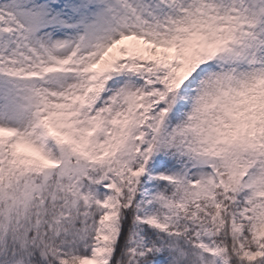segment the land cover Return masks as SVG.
Listing matches in <instances>:
<instances>
[{
	"label": "snow or ice",
	"instance_id": "6c2138e0",
	"mask_svg": "<svg viewBox=\"0 0 264 264\" xmlns=\"http://www.w3.org/2000/svg\"><path fill=\"white\" fill-rule=\"evenodd\" d=\"M0 264H264V0H0Z\"/></svg>",
	"mask_w": 264,
	"mask_h": 264
}]
</instances>
